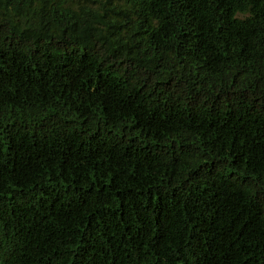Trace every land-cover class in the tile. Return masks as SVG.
I'll return each mask as SVG.
<instances>
[{
  "label": "trees",
  "instance_id": "trees-1",
  "mask_svg": "<svg viewBox=\"0 0 264 264\" xmlns=\"http://www.w3.org/2000/svg\"><path fill=\"white\" fill-rule=\"evenodd\" d=\"M0 264H264V0H0Z\"/></svg>",
  "mask_w": 264,
  "mask_h": 264
}]
</instances>
